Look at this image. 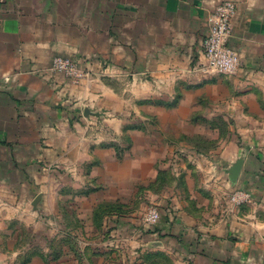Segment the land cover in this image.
<instances>
[{
	"label": "crops",
	"instance_id": "1",
	"mask_svg": "<svg viewBox=\"0 0 264 264\" xmlns=\"http://www.w3.org/2000/svg\"><path fill=\"white\" fill-rule=\"evenodd\" d=\"M222 1L0 0V221L30 225L29 197L53 191V172L42 177L37 162L68 179L100 155L96 133L106 124L93 119L98 111L83 116L96 105L140 117L146 163L172 182L161 193L174 216L146 230L139 251L171 264H264V174L252 168L264 163V0H233L235 73L213 71L204 54L208 17ZM57 56L76 59L85 76L54 71ZM120 122L108 118V129ZM241 156L244 203L229 201L235 186L223 180ZM108 250L96 254L126 259L131 249ZM32 251L19 261V248L0 250V264H37Z\"/></svg>",
	"mask_w": 264,
	"mask_h": 264
},
{
	"label": "rangeland",
	"instance_id": "2",
	"mask_svg": "<svg viewBox=\"0 0 264 264\" xmlns=\"http://www.w3.org/2000/svg\"><path fill=\"white\" fill-rule=\"evenodd\" d=\"M135 101L133 105L138 104ZM86 109L89 113L83 116L91 118V111H98L99 119L96 116L93 119L106 124L96 133L100 138V155H93V160L80 163V171L77 175H69L68 179L59 176L55 163L37 162V168L43 170L40 173L42 177L53 172V191L40 192L41 198L36 205L33 201L39 193L32 195L34 199L29 197L31 204L25 218L31 221L30 225L23 220L19 223L15 219L0 221V250H11L12 246L19 248L22 252L18 259L20 261L28 258L25 251L33 249L34 254L30 259L35 257L37 264H171V260L160 255L138 250L141 235L159 224V221L155 224L145 221L148 211L157 208L162 219L174 216V210L169 206L171 201L161 193L172 182L169 178L165 179L155 163L150 167L146 163L150 153L146 155L147 150L142 147L140 117L134 113L126 117L113 115L96 105L86 106L85 112ZM102 115L107 119H102ZM113 116L122 120L121 128L108 129V118ZM91 150H95V147ZM152 152L154 155V149ZM255 152L259 153L260 150L255 149ZM143 155L147 158L143 159ZM244 155H252L251 149L244 147ZM235 162L228 163V169H225L227 177L223 179L225 184L235 186L228 193V199L232 202H235L233 197L236 191L250 192L241 188L239 179L237 182L231 181L229 169ZM252 168L259 171L257 174L260 171L264 174V163L261 166L255 163ZM91 170L93 177L89 176ZM156 170L158 172L153 180ZM254 177L258 179L256 175ZM67 180L71 184L62 193L60 185ZM67 235H70L69 240H63ZM113 240L119 246H113ZM105 249L120 252L131 250L126 259L119 252L105 258L96 254Z\"/></svg>",
	"mask_w": 264,
	"mask_h": 264
},
{
	"label": "built area",
	"instance_id": "3",
	"mask_svg": "<svg viewBox=\"0 0 264 264\" xmlns=\"http://www.w3.org/2000/svg\"><path fill=\"white\" fill-rule=\"evenodd\" d=\"M237 11L236 2L223 0L208 17L209 32L204 39V54L208 67L218 73H235L241 65L239 53L229 45L232 32V19ZM53 69L78 82L85 76L76 59L68 56H57L53 61ZM251 194L248 191L238 190L233 200L238 203L249 201ZM161 219L157 208H152L146 214L145 221L155 224Z\"/></svg>",
	"mask_w": 264,
	"mask_h": 264
},
{
	"label": "water",
	"instance_id": "4",
	"mask_svg": "<svg viewBox=\"0 0 264 264\" xmlns=\"http://www.w3.org/2000/svg\"><path fill=\"white\" fill-rule=\"evenodd\" d=\"M88 113H89V110L86 109L85 114L87 115ZM244 162H245V158L243 156H241L230 167V169H229V177H230L232 182H237L238 181V179H239V177L241 175L243 166H244ZM40 198H41V194H38L36 196L35 200L33 201V203L36 205L37 202L40 200Z\"/></svg>",
	"mask_w": 264,
	"mask_h": 264
}]
</instances>
